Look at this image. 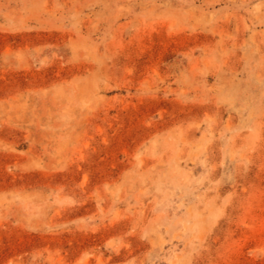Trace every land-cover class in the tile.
<instances>
[{
  "label": "rangeland",
  "instance_id": "obj_1",
  "mask_svg": "<svg viewBox=\"0 0 264 264\" xmlns=\"http://www.w3.org/2000/svg\"><path fill=\"white\" fill-rule=\"evenodd\" d=\"M0 264H264V0H0Z\"/></svg>",
  "mask_w": 264,
  "mask_h": 264
}]
</instances>
